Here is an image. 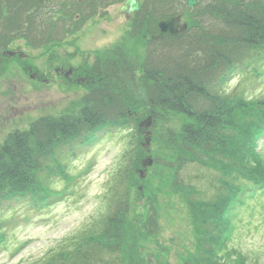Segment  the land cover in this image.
Returning <instances> with one entry per match:
<instances>
[{"label": "trees", "instance_id": "trees-1", "mask_svg": "<svg viewBox=\"0 0 264 264\" xmlns=\"http://www.w3.org/2000/svg\"><path fill=\"white\" fill-rule=\"evenodd\" d=\"M7 1L12 3L10 17L15 19L16 34L22 35L28 28L31 44H47L50 50H57V44L63 38L61 35H68L74 26V23L62 26L60 20L74 19L76 12L82 13L79 7L83 4L79 1L74 4L73 0H54V5L50 4L53 0ZM181 8H186L183 0H142L128 34L136 39H146L150 33H156L158 19L174 15ZM28 14L34 19L40 18V22L27 24L24 19ZM45 16L48 19L45 20ZM203 18L219 21L220 25L204 22ZM147 42L149 51L141 62L129 59L120 46L111 50L110 57L100 56L101 64L95 75L101 78L99 82L110 84L107 91L112 102L104 105L105 98H102L97 101V108H109L114 120L122 119L130 108H147V113L154 117L153 133L157 134L154 139L165 144L164 154L168 152L170 162L176 163L175 171L194 160L221 169L226 178L221 181L226 193L219 194L215 200L197 199L196 189L193 191L191 187L162 177L158 185L151 183L144 193L147 197L143 201L144 210L150 214L153 209L163 210V206L173 201L172 195L184 196L189 213L206 222L202 237L216 245L205 264H247L244 255L223 244L222 239L234 223L227 218L233 205L258 212L255 200H248L243 185L247 183L246 179H264V165L258 164L254 153L255 133L264 128V106L261 108L262 98L239 93L242 100L234 109V97L226 93L221 81L243 59L252 60L251 57L264 53V0H199L191 12L190 27L184 36L160 40L161 47L167 51H161L157 57L151 47L155 41L148 39ZM168 50L176 53L169 54ZM140 69L142 71L138 73ZM215 77L218 78L212 80ZM138 82L141 85L138 86ZM131 91L143 93L145 103L137 104ZM231 106L234 111H230ZM99 112L95 120L86 117L85 111L78 118L64 116L50 120L42 117L30 130L12 134L0 151V197L29 194L38 201L46 198L50 191L46 175L55 171L49 163L52 158L57 160L54 158L57 146L77 137L82 129L98 128L102 124ZM128 120L129 116L124 117V122ZM92 135L87 133L86 138ZM201 156L208 157L210 162ZM186 157L190 159L186 160ZM60 168L63 166L57 164V169ZM159 185L167 187L170 198H163L165 192ZM149 219L143 223L147 230ZM114 224L111 229L106 227L99 233L84 235L73 250L53 253L47 262L33 264H72L75 257L71 252L80 250L85 244L117 247L120 244L113 242L120 224ZM122 237H117L121 243ZM88 254V251L77 253V259L81 264H96L90 263ZM181 258H184L181 264H200L195 255L184 254ZM150 263L154 264L153 261Z\"/></svg>", "mask_w": 264, "mask_h": 264}, {"label": "rangeland", "instance_id": "rangeland-1", "mask_svg": "<svg viewBox=\"0 0 264 264\" xmlns=\"http://www.w3.org/2000/svg\"><path fill=\"white\" fill-rule=\"evenodd\" d=\"M124 1L95 0L92 18L80 23H86L80 31L73 32V26L68 35L62 34L57 50L62 54L69 50L72 61L79 64L87 56L96 59L99 58L97 55L109 56L113 48L120 46L129 59L141 62L147 54L148 38L136 39L128 34L131 21L120 12ZM183 3H186L185 0ZM50 4L54 5L55 1ZM4 9L10 13L12 3L0 0V27ZM34 18L28 14L24 21ZM25 36L21 35L17 42L24 45L20 48L30 55L29 59L36 67L34 72L27 70L24 73L23 68L18 66L12 69L14 73L0 71L3 75L0 76V151L12 134L30 130L34 122L44 116L54 120L83 111L81 97L95 91V88L86 89L78 84L71 87L64 83L38 84L31 74L35 76L38 71H47L52 61H47V44H31L32 38L26 44ZM154 47L159 48V45ZM250 75L253 79L248 78L246 73H237L230 76L227 84H223L227 88L226 93L234 97V109L240 104L243 93L248 97L255 95L262 98L261 108L264 106V74L257 78L252 73ZM131 93L137 104L145 103L143 93ZM232 106L230 111H234ZM84 109L89 113L90 108ZM132 112L147 113L148 109L138 111V108H132ZM141 119L132 118V126L129 127L105 128L88 141L79 142L84 136L83 129L78 138L58 148V157L71 179L66 180L58 174L48 176V185L55 195L47 204L36 205L30 196H25L6 200L0 205V226L6 233V241L0 244V264L47 262L52 259L53 253L73 250L75 243L84 235L99 233L106 227L111 229L115 226L114 222L120 226L115 230L116 241L113 244L120 245L105 248V245L85 244L80 250L71 252L75 257L72 264H81L77 253L84 251L90 253L87 255L90 263L96 264H151L150 261L154 264H181L184 254L195 255L200 264L207 262L210 251L216 245L202 237L206 222L200 216L189 213L184 196L172 195L173 201L163 206V210L153 209L147 230L143 224L146 216L144 193L151 183L158 185L160 178L168 177L173 182L191 187L193 191L196 189L197 199L215 200L219 194L226 193L221 183L226 178L219 167L212 165L213 168H208L195 161L175 171L176 163L170 162L168 152L164 154L165 144L155 141L157 134L153 130L147 145L145 134L138 130ZM262 150L264 156V141ZM147 157L153 160V164L139 171L141 161ZM201 157L210 162L208 157ZM186 160L189 158L186 157ZM49 164L57 166V161L52 158ZM159 188L165 192L163 198L170 197L167 187L159 185ZM163 198V201L166 200ZM243 215L245 219H250L249 212H243ZM247 220L242 228L234 232L229 247L237 248L247 264H264V218L256 213L251 223ZM119 235H123L122 243L118 241ZM198 236L203 239L199 240Z\"/></svg>", "mask_w": 264, "mask_h": 264}, {"label": "flooded vegetation", "instance_id": "flooded-vegetation-1", "mask_svg": "<svg viewBox=\"0 0 264 264\" xmlns=\"http://www.w3.org/2000/svg\"><path fill=\"white\" fill-rule=\"evenodd\" d=\"M1 32L2 30L0 29V71L7 70L14 73L12 69L16 66L24 70H33V64H31L28 54L19 50L17 46L14 29L9 30L7 34ZM66 67L65 62L55 67L52 66L49 73H43L39 79L49 84L61 82L65 85L78 84L83 87L92 86L94 79L92 76L93 66L90 59L85 60L80 65ZM0 76L3 75L0 74ZM31 76L34 75L31 74Z\"/></svg>", "mask_w": 264, "mask_h": 264}, {"label": "water", "instance_id": "water-1", "mask_svg": "<svg viewBox=\"0 0 264 264\" xmlns=\"http://www.w3.org/2000/svg\"><path fill=\"white\" fill-rule=\"evenodd\" d=\"M196 3V0H190V5ZM140 0H126L121 10L125 12L127 15L135 12L139 9ZM180 17H172L167 20H162L160 22L161 33L157 35V37H166L169 35H180L184 32L186 25H182L179 27ZM151 118H149V122L146 123V126L151 125Z\"/></svg>", "mask_w": 264, "mask_h": 264}]
</instances>
